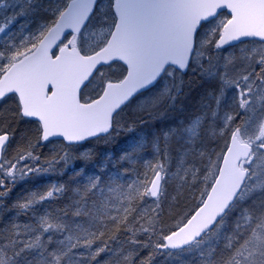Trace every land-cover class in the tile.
Returning a JSON list of instances; mask_svg holds the SVG:
<instances>
[{
	"label": "snow or ice",
	"instance_id": "6c2138e0",
	"mask_svg": "<svg viewBox=\"0 0 264 264\" xmlns=\"http://www.w3.org/2000/svg\"><path fill=\"white\" fill-rule=\"evenodd\" d=\"M0 264H264V0H0Z\"/></svg>",
	"mask_w": 264,
	"mask_h": 264
}]
</instances>
